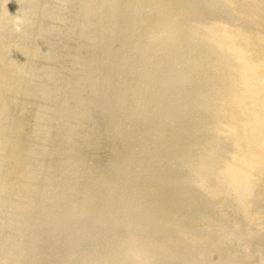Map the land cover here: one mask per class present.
<instances>
[{"label": "water", "instance_id": "obj_1", "mask_svg": "<svg viewBox=\"0 0 264 264\" xmlns=\"http://www.w3.org/2000/svg\"><path fill=\"white\" fill-rule=\"evenodd\" d=\"M264 215V0H0V264H246Z\"/></svg>", "mask_w": 264, "mask_h": 264}, {"label": "bare ground", "instance_id": "obj_2", "mask_svg": "<svg viewBox=\"0 0 264 264\" xmlns=\"http://www.w3.org/2000/svg\"><path fill=\"white\" fill-rule=\"evenodd\" d=\"M246 264H264V215Z\"/></svg>", "mask_w": 264, "mask_h": 264}]
</instances>
